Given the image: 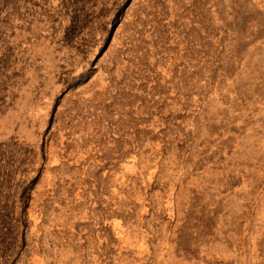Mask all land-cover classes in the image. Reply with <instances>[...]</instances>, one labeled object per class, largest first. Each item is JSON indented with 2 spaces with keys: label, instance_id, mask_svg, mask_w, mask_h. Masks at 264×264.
<instances>
[{
  "label": "rangeland",
  "instance_id": "374dc122",
  "mask_svg": "<svg viewBox=\"0 0 264 264\" xmlns=\"http://www.w3.org/2000/svg\"><path fill=\"white\" fill-rule=\"evenodd\" d=\"M0 264H264V0H0Z\"/></svg>",
  "mask_w": 264,
  "mask_h": 264
}]
</instances>
